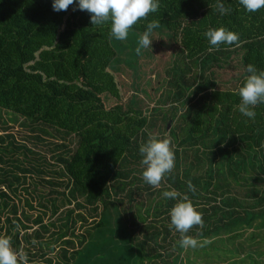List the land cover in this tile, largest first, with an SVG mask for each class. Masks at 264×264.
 Segmentation results:
<instances>
[{
	"label": "trees",
	"instance_id": "1",
	"mask_svg": "<svg viewBox=\"0 0 264 264\" xmlns=\"http://www.w3.org/2000/svg\"><path fill=\"white\" fill-rule=\"evenodd\" d=\"M217 2L159 0L130 29L133 47L112 39L128 52L136 90L121 100L43 59L49 50L55 59L51 47L72 21L79 46L69 63L81 69L85 32L96 26L78 0L60 12L53 0H0V236L27 264H264V104L254 120L237 107L248 65L264 71V8L249 13L239 0H220L230 9L221 15ZM153 20L150 38L176 46L161 71L149 69L155 95L141 86L154 55L135 51ZM221 27L238 34L239 46L209 43L207 30ZM227 67L234 74L224 81ZM14 124L28 133L18 139ZM150 135L170 139L175 154L159 188L142 178L139 148ZM173 190L177 199L163 196ZM242 190L250 201L240 200ZM185 196L204 221L187 235L211 241L204 247L182 248L170 227Z\"/></svg>",
	"mask_w": 264,
	"mask_h": 264
},
{
	"label": "clouds",
	"instance_id": "2",
	"mask_svg": "<svg viewBox=\"0 0 264 264\" xmlns=\"http://www.w3.org/2000/svg\"><path fill=\"white\" fill-rule=\"evenodd\" d=\"M77 3V0H53L54 11H66L69 6ZM239 3L247 12H257L264 8V0H239ZM78 8L87 11L91 15V23L94 26L103 25L110 22V36L118 41H125L128 38L130 29L140 20H146L150 13L159 9V0H78ZM217 11L221 15L228 14L230 9L226 8L218 0ZM159 27V21L153 20L147 24V30L139 39V46L136 48L137 55L141 54L142 48H152L150 34L154 28ZM209 43L218 50L221 44L239 46L238 34L226 30L225 28L209 29L205 33ZM211 50V49H209ZM249 76L246 82L238 90L240 103L238 110L244 116L255 119L253 109L264 104V71H257L256 67L249 64L247 67ZM144 166L142 172L143 180L154 188H159L165 175L171 173L175 166V154L168 138L157 139L149 136L146 143L139 148ZM191 191H195L191 181L188 182ZM163 196L169 199H177L179 193L175 190L163 192ZM171 224L180 233L179 244L182 248L195 249L204 247L211 241H203L187 235L189 231L199 226L203 228L202 214L197 211L192 202L185 196L170 210ZM0 264H27V255L23 250H14L11 240L6 236H0Z\"/></svg>",
	"mask_w": 264,
	"mask_h": 264
},
{
	"label": "rangeland",
	"instance_id": "3",
	"mask_svg": "<svg viewBox=\"0 0 264 264\" xmlns=\"http://www.w3.org/2000/svg\"><path fill=\"white\" fill-rule=\"evenodd\" d=\"M110 27L111 26L104 24L86 30L85 39L88 45L87 51L89 53L87 54L88 56L87 58H85L80 70H75V67H73L72 64L69 63V61H73V52L75 51L76 53H78L79 46L76 40H71V38L75 36L74 35L73 37H71V35L76 34V32L73 31L76 28L72 21H66V24L64 25V28L60 34L59 42H57L54 47H51L55 49L57 48V55L55 59H52L53 54L50 53L51 50L43 52H47V55L44 56L43 59L51 61V67H54V70L57 72V74L60 75V73L65 70L66 77H68V79L76 78L86 85L93 86L100 92H109L114 97L125 100L136 91L134 90V86L131 85V82L133 81V73L131 68L126 65V63H124L128 52L121 49H119V51L113 49V37L110 36ZM150 39L153 40L152 48H148L151 49L154 58L151 59L150 57L149 61H151V63L145 66V68H142V72L145 73H143V77L141 78V86L142 88H147V91L150 92V94L152 93L155 95L158 92L153 90V87H156L158 83L156 80H152L151 83L149 81H146L147 78H149V76L151 75L149 69L152 68L153 70L161 71L162 68L167 65L171 55L176 50V46L174 44L165 43V41H163L164 38H161L158 34H153ZM121 42L122 41L117 42L118 44H116V48L118 45H121ZM125 42L133 47V44H131V41L128 40V38L127 40H125ZM99 46H107V49L105 50L103 49V47L101 48ZM110 50L111 53L109 54ZM52 52L55 53V50ZM84 55H86V53ZM114 56L123 58L122 62L120 63L119 61V65H117V68L115 69H113V65H110L111 59H113L112 57ZM44 60H40L39 64L49 65L48 63L43 62ZM34 63L35 62H33V64ZM119 66L120 68L118 69ZM221 72L222 75L220 78L224 81H227V79L230 80L231 74L229 72H232L234 74V70L232 67H227L225 68V70H221ZM76 73L79 74L77 75ZM138 92L139 96L143 97L144 94L140 93L139 90ZM152 99H147L146 101L150 102V100ZM12 131L15 133L18 139H21L23 135L28 133L25 128H22L17 124L13 125ZM27 142L30 144L32 143L31 140ZM239 197L240 200H243L244 202L251 200L250 196L246 195L245 190L241 191Z\"/></svg>",
	"mask_w": 264,
	"mask_h": 264
},
{
	"label": "water",
	"instance_id": "4",
	"mask_svg": "<svg viewBox=\"0 0 264 264\" xmlns=\"http://www.w3.org/2000/svg\"><path fill=\"white\" fill-rule=\"evenodd\" d=\"M170 124V123H169Z\"/></svg>",
	"mask_w": 264,
	"mask_h": 264
}]
</instances>
